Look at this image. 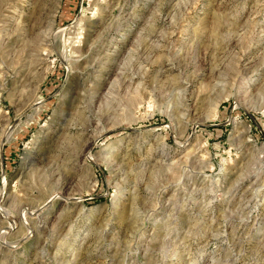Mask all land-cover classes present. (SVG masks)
Returning a JSON list of instances; mask_svg holds the SVG:
<instances>
[{"label":"rangeland","instance_id":"374dc122","mask_svg":"<svg viewBox=\"0 0 264 264\" xmlns=\"http://www.w3.org/2000/svg\"><path fill=\"white\" fill-rule=\"evenodd\" d=\"M0 264H264V0H0Z\"/></svg>","mask_w":264,"mask_h":264}]
</instances>
